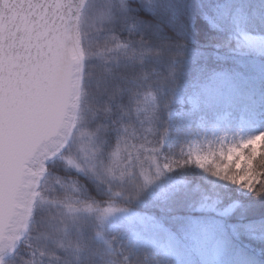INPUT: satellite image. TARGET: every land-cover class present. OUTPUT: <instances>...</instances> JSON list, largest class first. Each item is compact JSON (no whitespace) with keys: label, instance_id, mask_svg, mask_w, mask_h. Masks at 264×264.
Wrapping results in <instances>:
<instances>
[{"label":"snow or ice","instance_id":"snow-or-ice-1","mask_svg":"<svg viewBox=\"0 0 264 264\" xmlns=\"http://www.w3.org/2000/svg\"><path fill=\"white\" fill-rule=\"evenodd\" d=\"M218 20L235 48L264 51V0H0V264H145V218L105 221L176 169L264 198V132L171 156L155 127L158 97L197 103L179 86L211 70L200 42ZM255 217L213 213L194 238L264 252Z\"/></svg>","mask_w":264,"mask_h":264},{"label":"trees","instance_id":"trees-1","mask_svg":"<svg viewBox=\"0 0 264 264\" xmlns=\"http://www.w3.org/2000/svg\"><path fill=\"white\" fill-rule=\"evenodd\" d=\"M218 24L200 42L209 52L211 70L195 78L190 72L179 86L181 97L194 96L197 103L186 106L182 98L169 103L166 95L158 97L161 107L155 127L158 135L164 134L165 155L179 156L195 148L208 150L201 137L210 130H216L217 136L227 141L239 140L238 116L247 113L259 122L260 115L264 114V52L235 48L233 37L237 26L225 20H218ZM166 103L167 109L163 107ZM142 146L145 151L150 147L146 142ZM200 186L219 199L189 195L190 187ZM221 201L235 203L236 208L224 212L219 208ZM125 206L150 215L162 224L166 234L175 235L192 251V256H178L159 241L160 235L155 230H140L137 247L148 256L145 264H264V252L258 248L225 244L214 255L217 238L206 241L194 238L197 235L194 225L208 223L213 213L231 217L245 206L264 208V198L198 168L176 169L164 174ZM254 220L249 231L264 237V218ZM117 225H120L117 220L105 221L107 231Z\"/></svg>","mask_w":264,"mask_h":264},{"label":"rangeland","instance_id":"rangeland-1","mask_svg":"<svg viewBox=\"0 0 264 264\" xmlns=\"http://www.w3.org/2000/svg\"><path fill=\"white\" fill-rule=\"evenodd\" d=\"M256 51L261 52L260 50L255 49ZM264 52V51H262ZM224 116V115H223ZM239 127L241 128V134L238 139L247 138L249 136L255 135L259 132H264V114L260 115L259 122L256 120L257 118H252L247 113L240 114L239 116ZM207 133L205 135H202L201 140L205 143V146L208 145L207 143L215 142L218 140H226L224 138H219L216 134V130H210L206 131ZM129 213L135 214L137 216H142L145 218L146 223L141 227V230H155L157 234L160 235V242L168 249L173 250L178 256H181L183 254L192 256V251H190L186 244L184 242H181L180 240H177L175 238V235L173 234H166L163 230L162 224L159 223L157 220L152 218L150 215H146L143 212L135 211L132 209H126L125 212L117 213L113 216L108 217L107 220H114L118 221L120 224H123L128 216ZM158 240V239H157ZM213 253L214 255L218 254L220 252V249L217 246V243L215 247H213Z\"/></svg>","mask_w":264,"mask_h":264}]
</instances>
